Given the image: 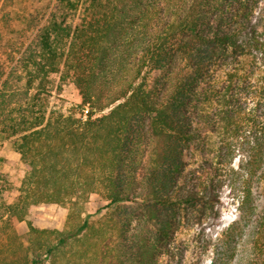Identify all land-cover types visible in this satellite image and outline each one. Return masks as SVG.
Wrapping results in <instances>:
<instances>
[{
	"label": "trees",
	"instance_id": "16d2710c",
	"mask_svg": "<svg viewBox=\"0 0 264 264\" xmlns=\"http://www.w3.org/2000/svg\"><path fill=\"white\" fill-rule=\"evenodd\" d=\"M12 1L0 0V134L25 175L8 203L0 170V264H169L218 211L241 150L261 155L264 183V0H28L22 13ZM58 73L80 104L50 109ZM41 204L68 209L60 227L28 221L20 235ZM256 229L264 264V215Z\"/></svg>",
	"mask_w": 264,
	"mask_h": 264
},
{
	"label": "rangeland",
	"instance_id": "374dc122",
	"mask_svg": "<svg viewBox=\"0 0 264 264\" xmlns=\"http://www.w3.org/2000/svg\"><path fill=\"white\" fill-rule=\"evenodd\" d=\"M27 2L28 0H13L12 3H8V11L15 9L17 13H22ZM39 3L40 0H33L29 5ZM1 16V26L7 31L10 26L4 23ZM6 16L10 18L9 15ZM19 25L20 23L15 20L11 27L17 29ZM7 35L8 38L12 36L10 32ZM157 74H153V79ZM50 92L47 98L50 109L63 105L70 107L81 102L78 90L71 82L66 81L63 73L51 76ZM14 152L11 141L4 134H0V158L3 159L0 170L8 175L13 184L8 203H13L17 199L18 188L25 175L21 155H15ZM259 157L261 155H249L248 149L241 150L236 155L233 167L237 171L231 174L229 184L222 190L218 211L203 224H198L199 226H195L193 230L181 234L177 241L178 247L169 264H262L258 258L261 257V253L253 246L258 221L264 215V183H259L260 171L258 169L257 172L253 161ZM244 186L252 188V195L249 201L242 205ZM104 205L105 202L94 194L85 207V214H90V219L97 224L107 214V210H100ZM67 210L66 207L57 204H41L33 210L27 220L17 224V232L25 236L29 231L28 221L40 229L58 228ZM75 247L79 248L80 245ZM81 263L86 264L84 260Z\"/></svg>",
	"mask_w": 264,
	"mask_h": 264
},
{
	"label": "crops",
	"instance_id": "0c3cea01",
	"mask_svg": "<svg viewBox=\"0 0 264 264\" xmlns=\"http://www.w3.org/2000/svg\"><path fill=\"white\" fill-rule=\"evenodd\" d=\"M14 154H15V155H18L19 153H17V152H14Z\"/></svg>",
	"mask_w": 264,
	"mask_h": 264
}]
</instances>
